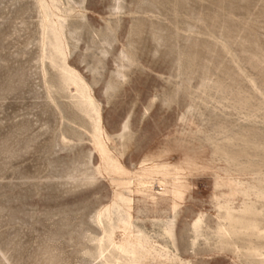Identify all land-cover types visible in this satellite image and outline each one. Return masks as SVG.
I'll list each match as a JSON object with an SVG mask.
<instances>
[{"label": "rangeland", "instance_id": "obj_1", "mask_svg": "<svg viewBox=\"0 0 264 264\" xmlns=\"http://www.w3.org/2000/svg\"><path fill=\"white\" fill-rule=\"evenodd\" d=\"M0 264H264V0H0Z\"/></svg>", "mask_w": 264, "mask_h": 264}]
</instances>
